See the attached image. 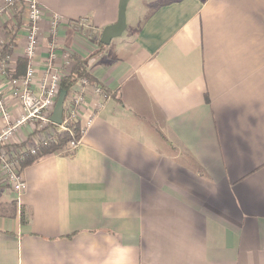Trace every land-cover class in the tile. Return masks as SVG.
I'll list each match as a JSON object with an SVG mask.
<instances>
[{
    "label": "crops",
    "instance_id": "obj_1",
    "mask_svg": "<svg viewBox=\"0 0 264 264\" xmlns=\"http://www.w3.org/2000/svg\"><path fill=\"white\" fill-rule=\"evenodd\" d=\"M19 1V26L14 7L0 17L14 75ZM35 1L36 78L51 47L78 54L110 99L89 91L79 121L93 124L72 156L20 168V195L0 188V264H264V0H145L130 41L103 49L119 0ZM37 127L18 124L7 150L48 139Z\"/></svg>",
    "mask_w": 264,
    "mask_h": 264
},
{
    "label": "built area",
    "instance_id": "obj_2",
    "mask_svg": "<svg viewBox=\"0 0 264 264\" xmlns=\"http://www.w3.org/2000/svg\"><path fill=\"white\" fill-rule=\"evenodd\" d=\"M15 0H2L0 6V17L6 14L13 7ZM25 59L26 70L23 76L18 78H9L10 62L9 57L0 60V116L4 120L6 127L0 131V187L9 188L14 194L20 195L26 188L21 177L18 163V152L8 151L7 144L13 135L18 124L26 120L33 121L38 125L37 129L48 132V138L52 136L53 130L50 123L56 100L59 95V83L61 78L69 71L70 53H58L56 48L51 47L48 56L44 61L43 75L36 78V70L33 65V59L39 46L40 22L43 18L44 11L35 0L25 1ZM60 26V19L56 15L50 18V31L55 33ZM3 42H0V47ZM60 57V58H59ZM60 61V63H58ZM8 91L12 97L18 101L22 107L24 116L18 124L10 125L11 116L8 112L6 101L4 98L5 91ZM93 93L96 99L101 100L97 107H101L105 101L110 99V95L106 93L100 86H91L86 79L78 82L76 87L69 94L67 102L64 104L62 124L60 128L65 127L71 121L79 122V130L82 135L93 124V118L89 116L81 124L79 121L80 111L86 104V96L89 91ZM79 145L78 142H70L67 145L69 152H74ZM36 146L31 147L27 151L30 154L35 153Z\"/></svg>",
    "mask_w": 264,
    "mask_h": 264
},
{
    "label": "trees",
    "instance_id": "obj_3",
    "mask_svg": "<svg viewBox=\"0 0 264 264\" xmlns=\"http://www.w3.org/2000/svg\"><path fill=\"white\" fill-rule=\"evenodd\" d=\"M19 2H20L19 0H15V3L13 5L15 12L14 13L15 25L17 26L20 25V21H21L20 15L22 13V10L20 8L19 10H17V3L18 5H21V3ZM14 37L15 36L12 30L8 31V33L6 34V40L3 43V45L0 47V59H4L11 55L12 50L15 46ZM99 48L103 49L105 48V46L99 44ZM70 61H71V67L69 71L61 78L59 83V92L65 91L67 93L65 103L68 100L69 94L76 87V85L80 80L86 79L91 86L97 85L95 79L92 78L87 72L84 60L80 55L78 54L72 55L70 57ZM25 69H26V62L24 60H19L17 69L15 71V75L10 73L8 76L9 78L21 77L24 75ZM105 92L107 93V91ZM51 127L55 131L54 134L45 141L39 142L35 147L36 149L34 154H30L28 151H23V152L20 151L18 153L17 158H18L19 168L23 169L46 157L53 156L55 154H60L62 156H72V152H69L67 150V145L70 142L80 141L82 135L80 134V130H79V122L71 121L65 127V130H62L60 127L54 126L53 124H51ZM20 216H21L20 223L22 225H25L27 223V220L22 211L20 212Z\"/></svg>",
    "mask_w": 264,
    "mask_h": 264
},
{
    "label": "water",
    "instance_id": "obj_4",
    "mask_svg": "<svg viewBox=\"0 0 264 264\" xmlns=\"http://www.w3.org/2000/svg\"><path fill=\"white\" fill-rule=\"evenodd\" d=\"M129 0H119L118 15L115 24L105 27L100 35L99 43L105 47L109 46L111 41L121 37L126 30V7ZM67 93L60 91L56 100L52 115L50 117V123L54 126L60 127L62 124L63 110Z\"/></svg>",
    "mask_w": 264,
    "mask_h": 264
},
{
    "label": "rangeland",
    "instance_id": "obj_5",
    "mask_svg": "<svg viewBox=\"0 0 264 264\" xmlns=\"http://www.w3.org/2000/svg\"><path fill=\"white\" fill-rule=\"evenodd\" d=\"M137 0H132L131 2L128 3L126 7V30L124 33L121 35V37L116 38L114 41V46L123 44L126 41H130L131 39V30L135 28V25L138 24V22L142 19V14L150 8V5H147L145 0H140L138 5H136L135 8V3ZM2 189H6L11 191L9 188L5 187H0Z\"/></svg>",
    "mask_w": 264,
    "mask_h": 264
}]
</instances>
